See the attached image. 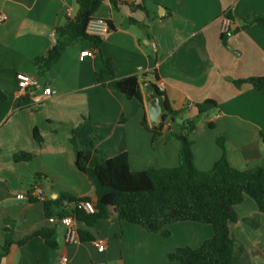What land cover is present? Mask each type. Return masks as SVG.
<instances>
[{
    "label": "crops",
    "instance_id": "obj_1",
    "mask_svg": "<svg viewBox=\"0 0 264 264\" xmlns=\"http://www.w3.org/2000/svg\"><path fill=\"white\" fill-rule=\"evenodd\" d=\"M141 3L145 10L135 6ZM67 8L75 14L76 0H0V12L7 16L0 23V253L8 220L13 221L14 241L55 227L58 242L57 249L41 237L23 245L14 242L0 264H59L62 254L68 264H179L167 253L179 246H200L212 237L211 225L176 222L163 237L117 219L110 209V216L91 229L94 241L67 243L59 217L47 218L42 203L26 195L40 186L35 175L42 173L45 196L56 198L65 192L95 201L93 186L74 164L70 138L75 128L81 147L95 139L104 158L126 153L131 170L174 168L179 143L166 136L178 131L182 119L190 118L196 125L190 138L197 170H210L222 156L218 135L224 138L232 167L264 164V94L250 84H233L234 79L264 75V27L252 25L229 33L226 42L221 30L223 15H229L234 29L251 14L263 12L264 0H103L94 17L108 21L110 33L99 48L79 39L40 74L35 59L53 43L52 33L64 22ZM91 49L93 55L80 58L81 51ZM106 59L113 63L115 78L137 77L142 101L98 82ZM17 72L32 74L39 83L26 107L19 105ZM143 81L160 87L171 109L185 108L187 114L160 119L163 131L154 142L143 125L144 119L151 124L150 96ZM44 87L56 93L43 98ZM206 99H214L217 108L199 115L194 105ZM20 153L33 157L15 160ZM235 211L237 219L229 223L231 236L248 253L250 264H264V212H258L247 194ZM247 218H255L258 226ZM100 240L103 251L97 249Z\"/></svg>",
    "mask_w": 264,
    "mask_h": 264
},
{
    "label": "trees",
    "instance_id": "obj_2",
    "mask_svg": "<svg viewBox=\"0 0 264 264\" xmlns=\"http://www.w3.org/2000/svg\"><path fill=\"white\" fill-rule=\"evenodd\" d=\"M102 1L76 0L77 10L74 16L65 17L64 22L55 29V42L48 47L45 55L35 59L40 74L59 59L65 47L79 39L92 41L94 46L99 48L101 39L88 35L86 26L88 21L94 18ZM111 2L115 3V0ZM135 6L145 10L142 3ZM226 16L229 17L228 14ZM107 23L109 25L108 21ZM252 25L264 27V11L251 14L240 26L230 29L227 33L222 32V41L226 42L229 33ZM97 80L128 98L134 97L142 101L137 77L131 75L115 78L113 63L109 59L104 60V67L98 72ZM233 84L236 87L250 84L264 94V75L234 79ZM147 87H152L163 96L156 85L148 83ZM33 93L34 90L31 88L21 91L19 105L28 106L32 101ZM166 106L169 112L167 115L174 118L181 117L185 112V108L173 110L167 103ZM194 106L199 115H208L217 108V102L214 99H206ZM167 115L160 119H165ZM143 125L152 134L153 142L162 134L163 122L159 121L157 125H152L144 119ZM213 126L212 122L208 123V127ZM195 130V122L190 118H184L178 125V131L166 136L174 137L179 143L178 166L131 170L126 153L104 158L103 148L97 146L95 139L81 147L76 140L77 128L73 129L70 142L74 151V164L78 171L86 175L94 188L95 211L87 213L78 206L80 201L91 200L89 196L75 197L60 192L56 198L46 196L40 201L45 216L47 218L72 216L79 225L77 233L80 242L94 241L91 229L98 220L110 216V209L117 219L141 226L149 232H160L163 237L170 235L167 227L176 222L194 221L209 224L213 228L212 237L198 247H176L167 253V258L179 264H250L248 253L244 252L243 247L231 236L229 223L236 221L235 205L243 201L245 194L254 200L258 212H264V164L242 170L232 167L225 155L224 138L218 135L216 143L223 151L222 156L210 170H197L193 164L191 149L193 140L190 138ZM34 137L38 142L42 141L36 129H34ZM262 140L264 141V136ZM32 157V154L20 153L15 155L14 159L28 161ZM35 179L41 186L46 176L36 173ZM29 199L37 201L33 198ZM246 222L253 227L258 226L255 218H247ZM8 224L0 259L8 253L12 243L23 245L33 237H41L52 249L58 248L55 227L37 230L14 241L13 221L8 220ZM262 243L264 245V231Z\"/></svg>",
    "mask_w": 264,
    "mask_h": 264
},
{
    "label": "built area",
    "instance_id": "obj_3",
    "mask_svg": "<svg viewBox=\"0 0 264 264\" xmlns=\"http://www.w3.org/2000/svg\"><path fill=\"white\" fill-rule=\"evenodd\" d=\"M66 17H73L74 14L71 10V8H67L65 11ZM7 16L4 12H0V23L4 22L6 20ZM232 27V20L227 17L226 15H223L221 18V30L224 33H227L230 31ZM86 33L91 36L98 37L99 39L106 38L108 34L110 33V26L108 25L107 21L100 18H92L88 21L86 26ZM53 42H55V33H52ZM94 54V49L91 50H83L80 52V58H83V56H91ZM15 79L19 88V91H23L26 88H31L32 90H36L39 88V83L34 75L25 73V72H17L15 75ZM148 83L143 81L142 86L147 88ZM160 89V87H158ZM56 91L52 89L51 87H44L42 89V96L43 98H48L54 95ZM28 198H33L37 201H43L46 196L44 193V190L41 186H34L31 188L26 195ZM18 197L23 198V195H19ZM78 206L82 208L87 213H93L95 211L94 203L91 200H83L78 203ZM60 223L65 228V241L67 243H77L79 242V237L77 233V227H76V220L72 216H64L62 218H59ZM98 251L104 250V242L103 241H97L96 242ZM59 264H68V257L66 254H62L59 258ZM103 264V263H100Z\"/></svg>",
    "mask_w": 264,
    "mask_h": 264
},
{
    "label": "water",
    "instance_id": "obj_4",
    "mask_svg": "<svg viewBox=\"0 0 264 264\" xmlns=\"http://www.w3.org/2000/svg\"><path fill=\"white\" fill-rule=\"evenodd\" d=\"M145 94L150 96L148 102V116L150 122L152 125H157L160 118L169 113L164 101V96L158 94L152 87H147Z\"/></svg>",
    "mask_w": 264,
    "mask_h": 264
},
{
    "label": "rangeland",
    "instance_id": "obj_5",
    "mask_svg": "<svg viewBox=\"0 0 264 264\" xmlns=\"http://www.w3.org/2000/svg\"><path fill=\"white\" fill-rule=\"evenodd\" d=\"M182 114H183V116H187L186 112H183Z\"/></svg>",
    "mask_w": 264,
    "mask_h": 264
}]
</instances>
